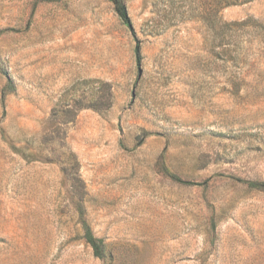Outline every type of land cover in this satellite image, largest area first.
Wrapping results in <instances>:
<instances>
[{"label": "rangeland", "instance_id": "obj_1", "mask_svg": "<svg viewBox=\"0 0 264 264\" xmlns=\"http://www.w3.org/2000/svg\"><path fill=\"white\" fill-rule=\"evenodd\" d=\"M124 1L0 0V264H264V0Z\"/></svg>", "mask_w": 264, "mask_h": 264}, {"label": "trees", "instance_id": "obj_2", "mask_svg": "<svg viewBox=\"0 0 264 264\" xmlns=\"http://www.w3.org/2000/svg\"><path fill=\"white\" fill-rule=\"evenodd\" d=\"M115 7V11L118 15V17L122 20L124 24H126L129 27H132V19L129 14V10L127 7V4L124 0H110ZM253 0H213V22L214 24L222 26V21L220 18V12L222 11L223 8L232 6V5H241V4H246L249 3ZM251 19H248V21H244L243 23H248L250 22ZM135 54H136V60L137 62L141 61V47L140 44L138 43L135 48ZM13 84L11 82L6 85L3 91V97L7 94V90H13ZM250 186L252 187H263L264 186V181H251L249 182ZM84 238L87 243L90 244V246L94 250L95 256L105 259L108 256V250H107V244L105 243V240L103 238H99L94 235L91 227L85 223V233H84Z\"/></svg>", "mask_w": 264, "mask_h": 264}]
</instances>
